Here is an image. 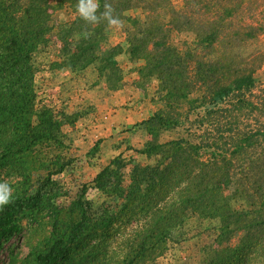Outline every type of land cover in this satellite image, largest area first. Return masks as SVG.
<instances>
[{
	"label": "trees",
	"instance_id": "obj_1",
	"mask_svg": "<svg viewBox=\"0 0 264 264\" xmlns=\"http://www.w3.org/2000/svg\"><path fill=\"white\" fill-rule=\"evenodd\" d=\"M99 2L102 11L105 0ZM110 2L121 16L131 7L146 11L144 19L129 17L134 28L127 36V53L133 62L144 61L138 86L158 80L155 101L163 106L136 123L151 135L138 151L155 162L135 163L128 187L123 185L121 168L127 162L121 154L100 169L95 186L124 200L117 213L100 216L95 211L94 216L93 202L81 195L69 208L76 219L64 229L59 214L50 210L54 230L44 249L31 253L32 264L69 263L72 253L81 252L85 236L99 231L108 236L117 222L141 219L137 242L121 263L134 264L150 251L163 253L171 232L188 215L215 220L220 245L241 234L237 246L213 250L203 264H264V83L259 85L255 77L264 66V49L253 46L264 36V0H184L179 10L171 0ZM64 4L0 0V171L22 177L12 202L0 210V249L19 231L21 217L54 209L62 194L54 176L67 162L58 163V169L49 167L41 148L66 147L63 127L74 125L78 116L45 103L38 106L34 56L48 44L45 34L51 28L52 10ZM89 31L91 38L85 39ZM173 31L192 32L195 39L183 50L172 41ZM108 34L104 23L86 25L78 15L59 32L62 60L57 68L83 72L94 66L110 90L121 89L124 73L117 56L123 47L104 48ZM231 97V106L222 105ZM183 101L189 111L205 106L199 121L217 128L204 131L206 143L188 137L159 141L165 131L183 123ZM245 108L257 125L246 123L242 129L236 112ZM57 157L61 160L60 154ZM42 169L47 174L35 185L32 175ZM163 202L169 206L165 214ZM95 248L88 247L90 253L79 264H98Z\"/></svg>",
	"mask_w": 264,
	"mask_h": 264
},
{
	"label": "rangeland",
	"instance_id": "obj_2",
	"mask_svg": "<svg viewBox=\"0 0 264 264\" xmlns=\"http://www.w3.org/2000/svg\"><path fill=\"white\" fill-rule=\"evenodd\" d=\"M64 1L65 4L62 8L52 10L51 28L45 34L48 44L40 47L34 56V63L37 67L35 88L38 93V106L45 103L58 112L66 111L78 116L74 125L67 123L63 127V131L66 133V147L55 149L53 146H44L41 148L50 161L47 162L49 167L58 169V163L67 162L65 170L54 176L59 182L62 194L56 198L54 209H46L40 214L36 213L31 217L20 218L19 231L9 241L3 242L1 246L0 264H32L31 253L44 249L45 239L53 233L52 220L54 221V219L52 215L54 214L51 211L59 214L60 228L67 229L68 225L76 219L71 214L72 212L70 213L69 208L81 195H84V199L93 202L92 212L94 216L95 211L100 216L105 212L117 213L124 200L108 195L95 186V178L100 169L117 155L121 154L127 162L121 168L123 185L126 187L131 182V170L135 163L145 165L155 162V159L138 151L151 139L149 133H146L137 124L131 128L113 126L110 120L106 118L110 116L111 112L108 111L111 110V104H104L103 102H107L111 96L110 92L113 93L115 90H110L105 79L99 78L96 67L89 66L83 72L69 68H57L56 63L62 60V42L59 38V32L78 16L75 7L77 1ZM171 2L178 10L184 7V0H171ZM256 12L259 14V10ZM129 17L144 19L146 11L141 7L127 9L124 15H120L124 27L109 30L108 39L103 43V47L108 48L115 45L123 47L117 58L123 68L124 85L128 81L134 85L135 91H138L137 94L141 95V98L137 97L139 100L135 101V106L143 114L149 111V115H146L149 118L154 111L163 106V103L157 98L155 101L159 87L157 79H151L143 87L138 86L136 82L140 78L139 69L144 61L133 62L127 53V36L134 28ZM167 17L169 16L167 15L165 18L167 19ZM171 37L172 41L183 50L188 46L187 43H192L195 39V35L189 31H173ZM253 46L264 49V36L259 41L255 40ZM255 77L259 85L264 83V66L255 73ZM230 99H227L222 105L231 106L229 105L232 103L230 101H235V99L233 97ZM97 103L100 105L98 106ZM150 104L151 109H148ZM210 106L211 104L208 105V107ZM181 107L184 115L180 117L183 119V123L170 131H165L159 141L165 142L188 137L192 141L203 139L202 142L206 143L207 135L204 131L210 129L217 132V128L207 123L202 125V122L199 121L205 106L189 111V104L183 101ZM102 113L104 114L101 115ZM98 116L102 117L99 123L96 121ZM236 116H240L242 119L240 122L242 129L246 128V123L253 126L257 125L253 114H249L248 108H245V112L242 113L237 111ZM98 124L101 126L103 124L99 131H97ZM96 143L98 144L97 149L95 148ZM59 154L61 160L57 157ZM46 174L47 169L38 170L33 173L31 179L35 185H38ZM21 181L22 177H17L7 169L0 171V183L9 184L13 192ZM85 187H87L86 191L84 190ZM234 187L235 185L230 186L226 193H231ZM161 207L164 214L169 212L167 202L161 203ZM143 223L144 220L141 219H134L127 224L121 220L111 228V234L108 236L102 231L89 234L84 237V246L81 252L79 254L72 253L73 257L69 263L68 260H64L61 264H79L83 260L81 257L85 258L90 253L88 247L99 249L98 264H121L132 251L130 245L137 242L136 231L142 228ZM240 235L237 234L229 243L220 245L216 240L217 222L215 220L188 215L183 223L171 232L163 253L160 254L158 250L150 251L142 258L136 259L134 264H203L208 255L210 256L214 252L213 250L222 246H237L241 242Z\"/></svg>",
	"mask_w": 264,
	"mask_h": 264
},
{
	"label": "clouds",
	"instance_id": "obj_3",
	"mask_svg": "<svg viewBox=\"0 0 264 264\" xmlns=\"http://www.w3.org/2000/svg\"><path fill=\"white\" fill-rule=\"evenodd\" d=\"M76 12L86 25L93 27L105 24L106 30L121 29L124 27V22L120 15L116 13V9L110 0H105L103 10H100L99 0H77ZM92 32L84 34L85 39L91 38ZM13 189L7 183H0V210L12 202Z\"/></svg>",
	"mask_w": 264,
	"mask_h": 264
},
{
	"label": "crops",
	"instance_id": "obj_4",
	"mask_svg": "<svg viewBox=\"0 0 264 264\" xmlns=\"http://www.w3.org/2000/svg\"><path fill=\"white\" fill-rule=\"evenodd\" d=\"M127 81V80H126ZM134 85L130 81L124 85V87L120 90H117L113 93L110 92V97L108 98L107 102H103L104 104L110 103V116L106 117L110 120L113 126H119L120 128H131L134 124L142 121L143 119L147 118L146 115H149V111L145 112L144 114L137 109L135 106V101L139 100L137 97L141 98L135 91ZM136 92V94H135ZM101 101V100H100ZM106 101V100H105ZM98 104V103H97ZM100 104H98L99 106ZM148 109H151V104L148 106ZM106 113V112H105ZM102 113L101 115H103ZM109 115V114H108ZM145 115L141 118V116ZM114 116V119H113ZM111 118V119H110ZM102 117H96V121L100 122ZM95 121V123H96ZM94 122V120H93ZM109 122V121H108ZM97 125V124H96ZM103 126V124H102ZM102 126L98 124L97 131L102 129ZM75 126H73L74 128ZM101 127V128H100ZM75 129V128H74Z\"/></svg>",
	"mask_w": 264,
	"mask_h": 264
}]
</instances>
